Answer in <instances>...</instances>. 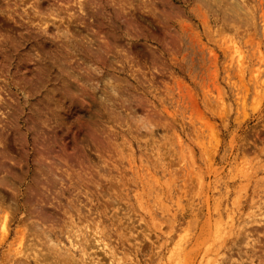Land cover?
Segmentation results:
<instances>
[{
	"label": "rangeland",
	"instance_id": "obj_1",
	"mask_svg": "<svg viewBox=\"0 0 264 264\" xmlns=\"http://www.w3.org/2000/svg\"><path fill=\"white\" fill-rule=\"evenodd\" d=\"M0 264H264V0H0Z\"/></svg>",
	"mask_w": 264,
	"mask_h": 264
},
{
	"label": "bare ground",
	"instance_id": "obj_2",
	"mask_svg": "<svg viewBox=\"0 0 264 264\" xmlns=\"http://www.w3.org/2000/svg\"><path fill=\"white\" fill-rule=\"evenodd\" d=\"M32 3H33V2H32ZM35 3H36V2H35ZM36 5H37V4H36ZM36 5H35V6H36ZM80 7H81V6H80ZM41 11H42V10H41ZM34 12H36V10H35ZM42 12H43V11H42ZM42 12H41V13H42ZM52 12H53V11H52ZM38 13H39V12H38ZM44 13H45V12H44ZM55 13H56V12H55ZM41 15H42V14H41ZM46 17H47V16H46ZM44 29H46V28H44ZM3 32H4V31H3ZM63 34H64V33H63ZM4 38H5V37H4ZM2 42H3V41H2ZM45 201H46V200H45ZM48 234H49V233H48ZM53 242H55V241H53ZM103 246H104V245H103ZM46 247H47V246H46ZM18 253H19V252H18ZM52 253H53V252H52Z\"/></svg>",
	"mask_w": 264,
	"mask_h": 264
}]
</instances>
